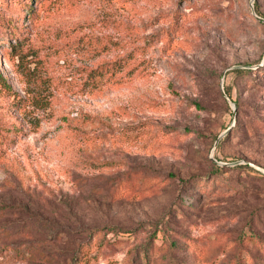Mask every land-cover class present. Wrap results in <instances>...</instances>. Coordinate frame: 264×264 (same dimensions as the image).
Returning a JSON list of instances; mask_svg holds the SVG:
<instances>
[{
  "label": "rangeland",
  "instance_id": "rangeland-1",
  "mask_svg": "<svg viewBox=\"0 0 264 264\" xmlns=\"http://www.w3.org/2000/svg\"><path fill=\"white\" fill-rule=\"evenodd\" d=\"M19 1L0 264H264V0Z\"/></svg>",
  "mask_w": 264,
  "mask_h": 264
},
{
  "label": "trees",
  "instance_id": "trees-1",
  "mask_svg": "<svg viewBox=\"0 0 264 264\" xmlns=\"http://www.w3.org/2000/svg\"><path fill=\"white\" fill-rule=\"evenodd\" d=\"M18 2L20 3L21 1L18 0ZM124 65H125V61H123V58H118V59H116L114 61H111L110 63L108 62L106 64L100 65L99 67H96L92 71V73L94 72V74H92V75L94 77H96V76H103L104 74H109L110 75L111 73H114L116 71H120L123 68ZM261 69H262V66H260V67L258 66V67L254 68V69L234 68V69L231 70V72H233L235 75L239 76V75H242V74L243 75H247V74H250V73H257V72L260 73ZM252 70H255L256 72H253ZM225 91L227 93V96L230 98V89L229 88H226ZM16 130L17 129H13L12 130L13 135H15V134L18 133V131H16ZM19 133H20V131H19ZM12 136H11L10 140L14 139V137H12ZM6 140H7L6 137L1 136L0 137V144L3 143V142H4V144H7V141ZM214 166H215V170L216 171H219L220 172L223 169V166H220L218 164H214ZM239 166L240 167H248L249 169H252V168L249 167L248 164H239ZM93 230L96 231V229H93ZM0 254H1V251H0Z\"/></svg>",
  "mask_w": 264,
  "mask_h": 264
},
{
  "label": "water",
  "instance_id": "water-1",
  "mask_svg": "<svg viewBox=\"0 0 264 264\" xmlns=\"http://www.w3.org/2000/svg\"><path fill=\"white\" fill-rule=\"evenodd\" d=\"M218 140L215 141V144H217Z\"/></svg>",
  "mask_w": 264,
  "mask_h": 264
}]
</instances>
